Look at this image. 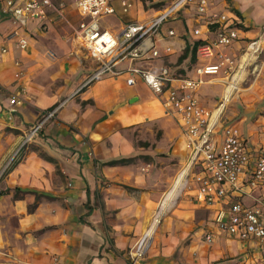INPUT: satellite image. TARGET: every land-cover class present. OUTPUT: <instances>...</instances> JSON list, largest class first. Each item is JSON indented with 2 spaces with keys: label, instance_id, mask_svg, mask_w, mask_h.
<instances>
[{
  "label": "crops",
  "instance_id": "1",
  "mask_svg": "<svg viewBox=\"0 0 264 264\" xmlns=\"http://www.w3.org/2000/svg\"><path fill=\"white\" fill-rule=\"evenodd\" d=\"M53 1L65 19L48 8L46 18L31 19L22 27L4 12L5 0H0V264H50L55 257L60 264H127L157 213L165 216L153 234L146 264H264V241L232 238L215 222L221 209L228 211L236 202L261 205L264 187L245 174L237 191L206 205L194 196L191 176L200 169L195 166L180 188L188 187L184 191L190 196L176 199L179 189L174 201L163 206L179 174L187 170L190 154L182 128L143 81L130 87L127 75L109 73L87 84L98 63L94 58L84 64L79 54L87 51L74 31L81 15L72 0ZM130 1L128 11L122 0L112 1L116 13L105 28L113 34L126 23L149 22L160 11L146 9L144 0ZM211 2L213 10L227 14L242 29L231 46L213 47L215 53L234 56L238 66L247 44L263 33L264 0ZM177 22L178 27L164 23L154 36L162 52L173 47L169 56L152 63L154 70L163 62L177 69L188 40L204 41L195 64L219 61L202 55L217 30L214 26L208 31L194 5L170 21ZM198 27L202 34L195 36ZM169 29L175 30L174 36L168 35ZM16 31L27 39L26 48L19 46ZM131 65L147 66L123 62L117 69ZM238 73L240 88L215 138L221 142L222 127L234 124L251 153L264 154V42L257 62ZM225 82L222 72L206 77L203 85L208 87L201 85L198 91L201 103L213 108ZM215 85L221 88L211 90ZM143 88L152 98H144ZM16 93L22 96L20 105L11 104ZM55 109L13 165L30 130ZM121 158L133 160L110 164ZM208 233L213 234L211 243Z\"/></svg>",
  "mask_w": 264,
  "mask_h": 264
},
{
  "label": "built area",
  "instance_id": "2",
  "mask_svg": "<svg viewBox=\"0 0 264 264\" xmlns=\"http://www.w3.org/2000/svg\"><path fill=\"white\" fill-rule=\"evenodd\" d=\"M81 15L80 22L75 27L76 37L82 42L86 50L96 59L97 69L89 81L113 73L116 76L127 75V85L134 87L143 81L148 88L161 100L166 113L176 118L186 138L185 147L189 150L187 170L184 177H189L192 168L195 170L192 184L195 185L194 196L199 202L213 205L222 201L229 191H237L243 175L249 174L253 183L264 187V154L254 156L241 136L239 129L234 124L225 125L222 141L215 138V133L227 105L232 100L240 86L241 74L260 58L263 52L264 30L262 35L251 40L245 48L242 59L244 64L236 66L235 57L218 49L231 46L241 38L242 29L236 22H231L227 14L213 10L211 0H171L160 9L159 13L149 22H129L123 25L118 33H114L101 24V20L116 13L112 4L113 0H72ZM130 0H122L124 11H128L132 4ZM195 7L199 17L204 20V25L211 30L216 26V38L210 45H204V57H217L218 62L197 63L192 71L177 73L170 63L163 62L162 68L154 70L152 63L155 60L169 56L173 47L167 46L162 52L157 46L154 36L160 31L162 25L175 18L180 11L190 6ZM52 8L57 15L65 19L59 5L53 0H5L4 12L16 24L26 26L31 19H44L47 9ZM195 36L202 34L201 27L193 30ZM168 35L174 36L175 30L169 29ZM19 46L24 49L28 45L25 37L16 31ZM6 51V50H4ZM123 62H141L147 66H129L117 69ZM244 65V66H243ZM224 73L225 91L213 108H208L201 103L198 91L205 83L208 76ZM22 96L16 93L11 97L12 105L22 104ZM58 109L52 110L38 122L25 138L37 135L46 120L53 117ZM20 150V149H19ZM18 154V152H17ZM17 154L13 159H17ZM184 185H187L185 182ZM218 229L226 232L232 238L249 240L256 238L264 241V201L261 205L244 206L241 202L234 203L228 211L221 209L215 218ZM206 241H213V234H206ZM145 246L138 254L140 246H134L133 261L142 257ZM135 263V262H134ZM50 264H60L57 257Z\"/></svg>",
  "mask_w": 264,
  "mask_h": 264
},
{
  "label": "rangeland",
  "instance_id": "3",
  "mask_svg": "<svg viewBox=\"0 0 264 264\" xmlns=\"http://www.w3.org/2000/svg\"><path fill=\"white\" fill-rule=\"evenodd\" d=\"M144 1H146L145 2V5H146V9H148V8H150V1H148V0H144ZM171 0H158V2H164V3H167V2H170ZM112 20H113V18H111V17H106V18H104L103 20H101V24L105 27V26H109L111 23H112ZM170 21H171V19H168L166 22H165V24L166 25H171V26H173V27H178V25H179V23L177 22V23H170ZM79 54L80 55H82V58H84L83 59V63L84 64H87L88 62H92V61H94L95 62V59H94V57H85V56H88L87 54H89L87 51H85V50H82V52H80L79 51ZM91 56V55H90ZM92 60V61H91ZM203 87H208V85H203ZM211 87V90H213V89H220L221 88V86H219V85H215V86H210ZM144 89V98L145 97H151L152 95H151V93L146 89V88H143ZM152 98V97H151ZM151 98H150V100H151ZM43 130V129H42ZM41 131V130H40ZM30 133V132H29ZM29 133H28V135H29ZM40 133V132H39ZM36 137V135L35 136H33L32 138H29L28 140H27V142L24 144L25 146H22L21 148H20V150H19V152H18V154H17V159L20 157V155H22L24 152H25V150L27 149V146H28V144H30V142L34 139ZM188 187H186L184 190H186ZM184 190H181L180 189V191H179V193H178V197H176V199H179V198H186V197H189L190 195H188V194H185V191ZM182 191V192H181ZM182 195V196H181ZM175 199V198H174ZM174 201V200H173ZM175 201H177V200H175ZM164 216H165V214L164 213H161V215H160V217H159V222H158V226L160 225V223H161V221H163V218H164ZM154 235H155V233H154ZM154 235L151 237V239H150V241H149V243L147 244V246H146V248H145V251H144V253H143V255H142V257H139V260L138 261H133V259H132V252H134V249H131V251H130V253H129V259L127 260V264H146V263H148V261H149V254H150V248H149V245H150V242H151V240H152V238L154 237ZM209 243H211V242H209ZM153 249H154V247H152ZM177 254H178V252L176 253V255H175V257H178L177 256ZM135 262V263H134Z\"/></svg>",
  "mask_w": 264,
  "mask_h": 264
},
{
  "label": "trees",
  "instance_id": "4",
  "mask_svg": "<svg viewBox=\"0 0 264 264\" xmlns=\"http://www.w3.org/2000/svg\"><path fill=\"white\" fill-rule=\"evenodd\" d=\"M148 1L152 2V0H148ZM151 2H150V5H151L150 8L154 7L158 10L163 9L164 6L166 5V3L164 2L163 3L162 2L151 3ZM203 44H204V41L202 40H194V41L188 40L187 41L186 48L184 49L183 53L178 59V63L176 64L177 69H175V71L177 73L186 74L187 72L193 69L195 63L198 60V49L199 47H202ZM185 62L187 64L186 65L187 67L178 68V66H180L181 63H185ZM18 160H20V158ZM18 160H15V162H13L12 164L14 165V163H16ZM132 160L133 158H121V159L111 161L110 164H119V163L127 164V163H130Z\"/></svg>",
  "mask_w": 264,
  "mask_h": 264
},
{
  "label": "bare ground",
  "instance_id": "5",
  "mask_svg": "<svg viewBox=\"0 0 264 264\" xmlns=\"http://www.w3.org/2000/svg\"><path fill=\"white\" fill-rule=\"evenodd\" d=\"M243 74V73H242ZM184 170V169H183ZM184 174L185 172H182L181 174H179L177 180L174 182V186L170 189V191L168 192V194L166 195V197L164 198V200L162 201V205L163 206H168L169 204H171L177 194V192L179 191V189L181 188V184L183 183L184 180ZM161 207V206H160ZM161 213H157V216L154 220V222L152 223V225L150 226V228L143 234V236L138 240L137 245L140 246L139 252L138 254L142 251L143 246L145 243H149L151 237L153 236V234L155 233V230L157 228L159 217H160ZM146 247V246H145Z\"/></svg>",
  "mask_w": 264,
  "mask_h": 264
}]
</instances>
